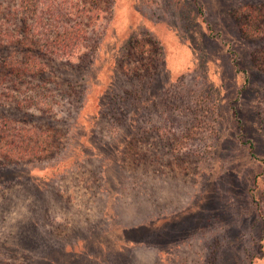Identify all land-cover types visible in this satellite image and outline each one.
I'll use <instances>...</instances> for the list:
<instances>
[{"label":"rangeland","instance_id":"374dc122","mask_svg":"<svg viewBox=\"0 0 264 264\" xmlns=\"http://www.w3.org/2000/svg\"><path fill=\"white\" fill-rule=\"evenodd\" d=\"M98 8L73 57L0 65L47 143L0 159V264H264V0Z\"/></svg>","mask_w":264,"mask_h":264},{"label":"trees","instance_id":"16d2710c","mask_svg":"<svg viewBox=\"0 0 264 264\" xmlns=\"http://www.w3.org/2000/svg\"><path fill=\"white\" fill-rule=\"evenodd\" d=\"M5 1V7H0V65L6 77L20 79L27 74L42 73L45 60L73 57L85 46L86 28L99 18L98 3L108 4L113 0ZM10 18L18 20V28ZM159 56L162 57L161 52ZM8 123L7 118H0V159L13 162L39 159L44 151L42 146L47 145L41 140L45 132L39 127H17ZM28 227L22 225L21 235L31 238Z\"/></svg>","mask_w":264,"mask_h":264}]
</instances>
